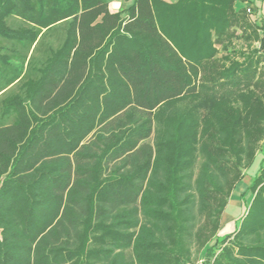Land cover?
Wrapping results in <instances>:
<instances>
[{
    "label": "trees",
    "instance_id": "16d2710c",
    "mask_svg": "<svg viewBox=\"0 0 264 264\" xmlns=\"http://www.w3.org/2000/svg\"><path fill=\"white\" fill-rule=\"evenodd\" d=\"M236 1L0 0V264H264V151L216 232L264 139Z\"/></svg>",
    "mask_w": 264,
    "mask_h": 264
},
{
    "label": "rangeland",
    "instance_id": "374dc122",
    "mask_svg": "<svg viewBox=\"0 0 264 264\" xmlns=\"http://www.w3.org/2000/svg\"><path fill=\"white\" fill-rule=\"evenodd\" d=\"M118 3L120 4L118 6H126L125 0H122V1H120V0H111V7L112 8H116L115 6H117L116 4H118ZM237 31H238V33H241L240 29H237ZM258 33L261 36L263 35V32L259 31V29H258ZM236 43H237V45L239 47H244V50H247V47H246V45H245L243 40H236ZM254 44H255L256 47H260V42L259 41H256ZM218 47H220V45H218ZM223 53H224V51L221 50L220 55L223 54ZM261 66H263V69H264V61L261 62ZM262 151H264V139H262L260 141V146H259V149L256 152L257 156H256V160H255L254 164L250 168H247V169L243 170L244 177L237 184L236 188L234 189L235 191L237 190L236 191L237 196H239L238 194L241 193V191L243 189H246L247 186H249V184L253 181L254 177L256 176V174L258 172V169H259L260 161H261V159L263 157ZM252 198H253V192L252 191H248L246 193L247 202L251 201ZM236 200H241V198L237 197ZM228 203H236V202H234V200H232V197H230ZM239 204H241V210H240L239 213H238L237 207L234 206L233 204H230V206L227 209L228 210L227 213H229L230 215L238 213V214H236V218H241L246 213L247 207L242 201H240ZM235 228H236V223H235L234 219H232V217L227 215L225 213V211H224V213L222 215L220 226L216 230V232L220 236H223L225 234L233 233L235 231ZM205 259H206V261H205ZM191 264H210V260H209L208 256H205L203 253L198 252L196 250L195 251V260Z\"/></svg>",
    "mask_w": 264,
    "mask_h": 264
},
{
    "label": "crops",
    "instance_id": "0c3cea01",
    "mask_svg": "<svg viewBox=\"0 0 264 264\" xmlns=\"http://www.w3.org/2000/svg\"><path fill=\"white\" fill-rule=\"evenodd\" d=\"M120 1H122V0H120ZM165 1L173 3V2H176L177 0H165ZM125 2H126V6H118V5H120L118 3V4H116L117 6H115L116 8H112L111 7V0H109V8L112 12L124 10V9H127L133 3V0H125ZM235 8H236V10L245 9L247 11V13L249 14L250 19L255 24V26L258 27L259 31L264 32V0H237L235 2ZM253 181H254V179H253ZM253 181L249 184V186L252 185ZM249 186H247V187H249ZM246 189H243L241 191V193L238 194L239 196H237V193H236L237 190L236 191L233 190L230 197H232V200H234V202H236V203H228V205L225 209V213L227 215L231 216L232 219H234L235 223H237V221L240 219V218H236V214H238L241 210V204H239V202L242 201L245 204V202L242 199L236 200V198L237 197L241 198V194ZM230 204H233L234 206L237 207L238 213L232 214V215L227 213V211H228L227 209L230 206Z\"/></svg>",
    "mask_w": 264,
    "mask_h": 264
}]
</instances>
